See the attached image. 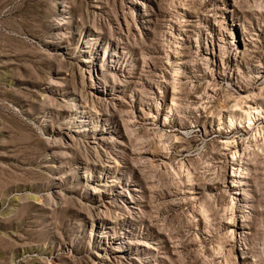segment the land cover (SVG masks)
I'll return each instance as SVG.
<instances>
[{
    "label": "rangeland",
    "instance_id": "rangeland-1",
    "mask_svg": "<svg viewBox=\"0 0 264 264\" xmlns=\"http://www.w3.org/2000/svg\"><path fill=\"white\" fill-rule=\"evenodd\" d=\"M0 264H264V0H0Z\"/></svg>",
    "mask_w": 264,
    "mask_h": 264
}]
</instances>
